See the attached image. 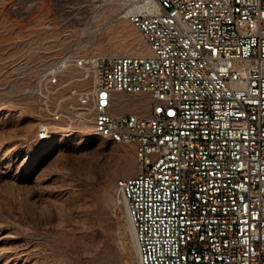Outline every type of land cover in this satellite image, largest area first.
<instances>
[{"label":"built area","instance_id":"built-area-1","mask_svg":"<svg viewBox=\"0 0 264 264\" xmlns=\"http://www.w3.org/2000/svg\"><path fill=\"white\" fill-rule=\"evenodd\" d=\"M129 20L147 52L68 53L29 87L50 134L63 65L92 79L76 117L132 146L116 183L138 264H264V0H152ZM148 96L147 115L115 96Z\"/></svg>","mask_w":264,"mask_h":264},{"label":"rangeland","instance_id":"rangeland-1","mask_svg":"<svg viewBox=\"0 0 264 264\" xmlns=\"http://www.w3.org/2000/svg\"><path fill=\"white\" fill-rule=\"evenodd\" d=\"M140 0H0V264H138L119 179L136 173L132 146L76 117L92 79L71 63L45 124L29 87L60 58L147 52L126 12ZM117 112L147 115L146 95L115 96Z\"/></svg>","mask_w":264,"mask_h":264},{"label":"bare ground","instance_id":"bare-ground-1","mask_svg":"<svg viewBox=\"0 0 264 264\" xmlns=\"http://www.w3.org/2000/svg\"><path fill=\"white\" fill-rule=\"evenodd\" d=\"M154 8V3L152 2V0H140L138 3H136L132 8H130L126 14L129 16L131 13L133 12H138V13H141V14H144V13H148V12H151V10ZM69 65L65 64L63 65V69L61 70V72L66 69ZM98 136L100 137H103V138H107V139H110L112 140L113 142H116V143H122L123 142H118L116 141V138L115 137H108L107 135H105L104 133H96ZM48 134H45V137L47 136ZM129 228H130V232H131V236H133V239H134V234H133V229L131 227V225L129 224ZM135 244V243H134ZM136 248V246H135Z\"/></svg>","mask_w":264,"mask_h":264},{"label":"crops","instance_id":"crops-1","mask_svg":"<svg viewBox=\"0 0 264 264\" xmlns=\"http://www.w3.org/2000/svg\"><path fill=\"white\" fill-rule=\"evenodd\" d=\"M149 111H150V109H149V110H147V114L149 113Z\"/></svg>","mask_w":264,"mask_h":264}]
</instances>
